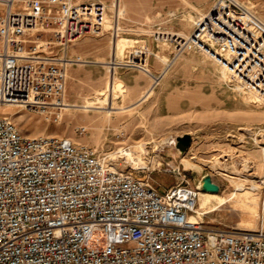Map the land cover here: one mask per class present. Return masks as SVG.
<instances>
[{"label": "built area", "instance_id": "obj_1", "mask_svg": "<svg viewBox=\"0 0 264 264\" xmlns=\"http://www.w3.org/2000/svg\"><path fill=\"white\" fill-rule=\"evenodd\" d=\"M106 12L100 0H0V104L64 108L68 69L85 62L68 47L102 34ZM193 24L175 36L176 54L203 52L264 98V22L216 0ZM134 170L67 137L23 135L0 115V264H264V229L207 226L200 186L160 191Z\"/></svg>", "mask_w": 264, "mask_h": 264}, {"label": "rangeland", "instance_id": "obj_2", "mask_svg": "<svg viewBox=\"0 0 264 264\" xmlns=\"http://www.w3.org/2000/svg\"><path fill=\"white\" fill-rule=\"evenodd\" d=\"M121 1L106 3L102 34L88 33L69 45L72 56L85 62L71 66L76 78L69 77L64 108L39 113L0 104V115L23 135L62 136L93 146L120 169L134 168L131 153L139 162L135 175L160 191L178 183L195 187L209 175L219 191L205 207L218 203L196 217L211 227L264 229V194L256 182L263 164L255 144L263 137L264 98L241 88L203 52L176 54L175 36H188L195 19L216 0L164 5L156 9L160 14L142 21L123 19ZM236 1L264 22V0ZM120 36L142 40L145 63L119 64L112 41ZM185 133L191 141L181 152L176 137ZM229 177L254 189L253 217L239 198L227 199L234 190Z\"/></svg>", "mask_w": 264, "mask_h": 264}, {"label": "crops", "instance_id": "obj_3", "mask_svg": "<svg viewBox=\"0 0 264 264\" xmlns=\"http://www.w3.org/2000/svg\"><path fill=\"white\" fill-rule=\"evenodd\" d=\"M103 3L112 2L118 4L119 0H100ZM206 0H122L121 2L124 5L125 13L123 19L129 20H147L150 18L154 13L155 15L160 14V12L156 11L158 8H162L164 5H171V4H201L204 3ZM163 11V10H162ZM142 40L129 38L120 36L115 38L112 41V44L115 45V59L119 61V64H127V63H145V48L143 44H141ZM112 46V45H111ZM69 55H72L68 51ZM72 79L76 78L75 69L71 67L68 69L67 72V81H66V94L68 88V82H70V77ZM97 99V98H95ZM94 99V100H95ZM104 99V97H102ZM96 108H94L95 110ZM100 109V108H99ZM105 109L106 108H101ZM98 110V109H97Z\"/></svg>", "mask_w": 264, "mask_h": 264}, {"label": "bare ground", "instance_id": "obj_4", "mask_svg": "<svg viewBox=\"0 0 264 264\" xmlns=\"http://www.w3.org/2000/svg\"><path fill=\"white\" fill-rule=\"evenodd\" d=\"M175 42V41H174ZM127 156H130L128 157V162H130L131 164H133V167L134 168H137L138 165L137 163L138 162V159L137 158H133L132 157V154L131 153H127ZM124 157V156H123ZM218 160H214L212 161V166H215L217 165ZM244 167L246 168V164L244 165ZM228 181L229 183L234 187V190L233 192L231 193V196H229L227 199L230 200L232 198H239L240 201L245 205L246 209L248 210V213H249V217H253V215L255 214V210H256V205H257V197L255 196L254 194V190L253 188H246L243 186V182H241V180H236V178H232V177H229L228 178ZM255 181H253L254 183ZM200 181L198 182V186H200ZM216 195V193H205V192H201L200 193V196H199V202H198V206L196 207V211L197 212H203V213H209L211 211L214 210V207L217 206V203L218 202H214L212 205H210L209 207H205V206H208L209 203L212 202V200H214V196ZM227 200L226 199H223L220 203L223 204V203H226ZM191 219H194V216L191 217ZM253 221V220H252ZM243 224V223H242ZM247 228H253L252 225L250 224H247V222H245Z\"/></svg>", "mask_w": 264, "mask_h": 264}, {"label": "water", "instance_id": "obj_5", "mask_svg": "<svg viewBox=\"0 0 264 264\" xmlns=\"http://www.w3.org/2000/svg\"><path fill=\"white\" fill-rule=\"evenodd\" d=\"M190 141V135L188 133H185L176 137L175 145L181 152H184L188 148ZM200 184V190L203 192L216 193L219 191V186L212 181L209 175H204L200 179Z\"/></svg>", "mask_w": 264, "mask_h": 264}]
</instances>
